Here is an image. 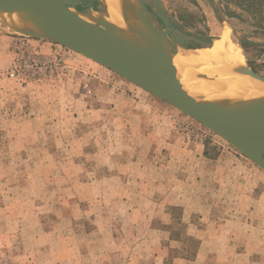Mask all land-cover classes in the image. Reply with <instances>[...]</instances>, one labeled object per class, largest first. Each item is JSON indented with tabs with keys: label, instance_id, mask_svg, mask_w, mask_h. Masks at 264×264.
Returning <instances> with one entry per match:
<instances>
[{
	"label": "rangeland",
	"instance_id": "374dc122",
	"mask_svg": "<svg viewBox=\"0 0 264 264\" xmlns=\"http://www.w3.org/2000/svg\"><path fill=\"white\" fill-rule=\"evenodd\" d=\"M236 1L161 3L264 78V0ZM93 2L78 10L115 20ZM0 36V264H264V170L93 60L1 17Z\"/></svg>",
	"mask_w": 264,
	"mask_h": 264
},
{
	"label": "bare ground",
	"instance_id": "6f19581e",
	"mask_svg": "<svg viewBox=\"0 0 264 264\" xmlns=\"http://www.w3.org/2000/svg\"><path fill=\"white\" fill-rule=\"evenodd\" d=\"M99 1L108 7L114 21L106 22L103 28L94 17L82 13L78 16L107 31L110 41L127 52L152 62L168 63L182 83L184 93L197 102L215 111L230 112L250 132L264 134V79L252 77L245 60L229 46L217 42L211 49L194 44L185 47L168 31L171 40L165 39L161 26L140 6L139 0ZM0 11L5 24L15 34H43L35 21L20 16L1 1ZM212 61L217 63L215 70L220 80L210 77Z\"/></svg>",
	"mask_w": 264,
	"mask_h": 264
},
{
	"label": "water",
	"instance_id": "95a60500",
	"mask_svg": "<svg viewBox=\"0 0 264 264\" xmlns=\"http://www.w3.org/2000/svg\"><path fill=\"white\" fill-rule=\"evenodd\" d=\"M0 1L20 16L35 21L43 32L42 35L23 36L50 39L108 68L201 123L264 170V134L258 135L250 132L243 126L242 120L234 118L230 112L215 111L185 94L182 83L165 61L152 62L127 52L118 44L110 41L107 31L80 18L78 13L84 12L79 11L78 7H88L92 4L89 2L91 0ZM154 2L158 18L163 22L169 34L176 36L179 43L185 47L192 45L186 44L174 32L170 19L162 12L161 0H154ZM139 4L158 24L144 0H139ZM0 17L4 20L1 11ZM189 34L204 42L213 41L212 36ZM244 43L258 45L249 40H245ZM250 75L256 79H264L252 71Z\"/></svg>",
	"mask_w": 264,
	"mask_h": 264
},
{
	"label": "flooded vegetation",
	"instance_id": "af4514ba",
	"mask_svg": "<svg viewBox=\"0 0 264 264\" xmlns=\"http://www.w3.org/2000/svg\"><path fill=\"white\" fill-rule=\"evenodd\" d=\"M91 3L93 4L94 2H91ZM92 6H94V5H91L90 7L92 8ZM147 7L150 10L148 4H147ZM84 14H90V13H85L84 12ZM152 14H153L154 17H157L153 12H152ZM170 23L172 24V28L174 29V31H176V33H178L185 41L192 42L195 45H198L199 47L206 48V49H211L212 47H214L215 44L213 45V41L212 42H204V41H201L199 39H196V38L192 37L189 33H192L194 35H200V36H212L211 34H201V33H197V32L182 30L175 23H173L171 18H170ZM260 31L264 32V30H260ZM213 38H217V37H213ZM250 46L257 47L256 45H250Z\"/></svg>",
	"mask_w": 264,
	"mask_h": 264
},
{
	"label": "trees",
	"instance_id": "16d2710c",
	"mask_svg": "<svg viewBox=\"0 0 264 264\" xmlns=\"http://www.w3.org/2000/svg\"><path fill=\"white\" fill-rule=\"evenodd\" d=\"M236 6H238L243 11L249 12L251 8H254V0H237ZM205 155H208L207 151H205Z\"/></svg>",
	"mask_w": 264,
	"mask_h": 264
},
{
	"label": "crops",
	"instance_id": "0c3cea01",
	"mask_svg": "<svg viewBox=\"0 0 264 264\" xmlns=\"http://www.w3.org/2000/svg\"><path fill=\"white\" fill-rule=\"evenodd\" d=\"M1 40H4V38L3 37H1L0 36V41ZM0 66H3V63H1L0 62ZM141 108H143L142 106H140V104H136V106H135V109H141ZM139 114H141V113H139ZM141 123H139L138 125H140ZM198 144H196L197 146V148L198 149H200V155H201V157L203 156V153H204V150H205V146H204V143H203V141L201 140L200 142H197ZM210 162H212V160H210ZM93 233V232H92ZM87 264V263H86Z\"/></svg>",
	"mask_w": 264,
	"mask_h": 264
},
{
	"label": "built area",
	"instance_id": "2783aa9c",
	"mask_svg": "<svg viewBox=\"0 0 264 264\" xmlns=\"http://www.w3.org/2000/svg\"><path fill=\"white\" fill-rule=\"evenodd\" d=\"M9 76H10L11 78H14V77L16 76V72H15V71L11 72V73L9 74Z\"/></svg>",
	"mask_w": 264,
	"mask_h": 264
}]
</instances>
